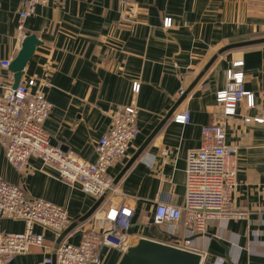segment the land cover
Segmentation results:
<instances>
[{
    "label": "crops",
    "instance_id": "0c3cea01",
    "mask_svg": "<svg viewBox=\"0 0 264 264\" xmlns=\"http://www.w3.org/2000/svg\"><path fill=\"white\" fill-rule=\"evenodd\" d=\"M23 1L0 0V97L15 82L4 63L13 61L26 36L36 34L42 44L21 83L37 81L53 103L44 123L52 145L95 161L98 142L117 111L127 106L139 111V136L127 156L108 170L118 189L110 198L134 210L132 245L143 237L170 244L189 238V249L203 255L201 264H264V122L245 121L264 118V44L219 53L228 44L264 38V0H53L38 5L21 28ZM166 18L172 19L171 27L164 26ZM237 61L244 62V86L255 104L248 107L243 99L226 119V145L237 149L231 203L247 215L213 219L196 235L182 221L157 224L160 201L185 203L187 153L201 146L203 128L220 111L216 94ZM134 82L140 83L138 93ZM182 89L185 99L167 118ZM185 109L191 121H175ZM56 174L37 157L16 170L0 142V177L22 185L29 196L65 207L72 224L98 199ZM93 227L91 218L79 223L69 240L78 243L82 232ZM24 229L23 220L0 217V232ZM34 230L44 235L45 245L17 255L10 264H57L46 262L55 254V233L40 224ZM101 253L105 264H118L123 255L109 246Z\"/></svg>",
    "mask_w": 264,
    "mask_h": 264
},
{
    "label": "built area",
    "instance_id": "2783aa9c",
    "mask_svg": "<svg viewBox=\"0 0 264 264\" xmlns=\"http://www.w3.org/2000/svg\"><path fill=\"white\" fill-rule=\"evenodd\" d=\"M51 1L24 0L20 10V27L23 28L38 5H47ZM120 1L129 4L128 0ZM164 26L171 27L172 19L166 18ZM10 63L7 61L4 65L9 66ZM243 65V61H237L228 69L225 87L216 94L220 111L215 114L214 122L203 128L201 146L187 153L184 205L160 201L154 219L157 224L182 221L188 232L196 235L205 232L207 224L213 219L246 217V211L231 203L238 175L237 149L226 145L225 128L226 119L236 113L243 99H246L248 107L255 104L254 94L244 86L245 73L240 69ZM36 86L37 81L33 79L20 83L16 88L9 86L0 97V142L6 158L16 170L22 171L31 157H37L71 187H79L97 199L104 196L103 203L109 199L92 215L94 227L82 232L79 243L71 242L68 234L54 247L57 264H105L101 253L104 246L124 253L132 245L129 231L134 210L125 201L118 205L110 198L118 189L108 170L116 161L127 156L131 144L139 136V111L135 106L118 110L111 127L98 142L97 159L87 161L51 144L44 123L51 115L53 103L46 97L44 89ZM133 91H140V83L134 82ZM184 92L182 89L180 95ZM174 120L189 123L191 111L185 109L175 115ZM245 121L260 123L264 122V118L246 117ZM0 217L25 222L22 232H0V264H10L17 255L45 245L44 235L34 230L35 224L52 230L57 240L71 225L65 207L44 198L29 196L22 185L1 177ZM173 245L189 249L191 240H178ZM46 262H53V258H47Z\"/></svg>",
    "mask_w": 264,
    "mask_h": 264
},
{
    "label": "water",
    "instance_id": "95a60500",
    "mask_svg": "<svg viewBox=\"0 0 264 264\" xmlns=\"http://www.w3.org/2000/svg\"><path fill=\"white\" fill-rule=\"evenodd\" d=\"M41 44L42 41L36 34H30L25 37L22 48L9 65V69L15 75L13 88L18 87V85L21 83L26 65L33 56L36 48ZM257 44H264V38L231 43L220 49L219 53L221 54L233 48L252 46ZM215 59L216 56L206 66L205 70H207L212 65ZM203 74L204 71L199 75V77L187 91H190L193 88V86L199 81ZM185 95L186 90L184 94L180 96L175 107L168 113L167 118H169L174 113L176 108L182 103V101L185 99ZM104 198V196L99 198L98 201L91 207V209H89V211L79 219V221L72 223L60 235L57 242H60L64 237L70 234V232H72L79 223H83L89 220L96 212V210L100 207ZM79 233H81V231H79ZM202 258L203 255L199 252L177 247L170 243H164L154 239L143 237L138 241V243L131 245L123 253L118 264H201ZM53 262L56 263L55 255L53 256Z\"/></svg>",
    "mask_w": 264,
    "mask_h": 264
},
{
    "label": "trees",
    "instance_id": "16d2710c",
    "mask_svg": "<svg viewBox=\"0 0 264 264\" xmlns=\"http://www.w3.org/2000/svg\"><path fill=\"white\" fill-rule=\"evenodd\" d=\"M257 45H262V44H257ZM252 46H255V45H252ZM245 47H249V46H245Z\"/></svg>",
    "mask_w": 264,
    "mask_h": 264
},
{
    "label": "rangeland",
    "instance_id": "374dc122",
    "mask_svg": "<svg viewBox=\"0 0 264 264\" xmlns=\"http://www.w3.org/2000/svg\"><path fill=\"white\" fill-rule=\"evenodd\" d=\"M79 243V242H78Z\"/></svg>",
    "mask_w": 264,
    "mask_h": 264
}]
</instances>
